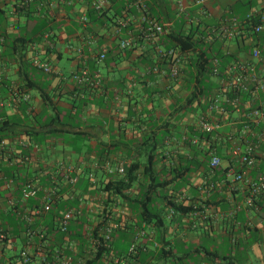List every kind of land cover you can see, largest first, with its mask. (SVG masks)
I'll return each mask as SVG.
<instances>
[{
	"label": "crops",
	"instance_id": "obj_1",
	"mask_svg": "<svg viewBox=\"0 0 264 264\" xmlns=\"http://www.w3.org/2000/svg\"><path fill=\"white\" fill-rule=\"evenodd\" d=\"M95 2L44 0L45 5L17 13L12 0L3 1L0 142L6 144L0 153V230L7 242L2 264H23L25 250L31 253V264H42L43 255L55 254L62 246L65 255L74 256V264L92 251L94 256L92 236L102 224L106 199L92 186L94 179L99 184L107 179L108 164L128 170L140 163L133 194H143L150 162L160 178L191 168L186 182L176 181L165 193L196 211L181 214L167 206L164 226H152L142 222L131 205L116 200L110 221L114 250L108 264H120L117 259L129 254L142 232L133 264H264V193L253 206L248 204V179L264 175V118L254 114L258 109L264 112V91L234 94L232 101L227 95L230 68L237 62L233 56L250 57L236 39L214 38V50L228 57L219 59V75L211 74L197 85L192 78L193 54L184 56L179 78L171 77L160 56L172 46L169 34H187L200 25L209 32L231 26L236 17L244 23L251 11H262L264 0H210L207 16L200 14L196 0H149L150 17L167 29L158 39L146 36L136 0H107L106 16L99 22L89 17ZM130 38L133 46L123 49L122 40ZM259 43L264 48L262 39ZM103 53L106 59L100 61ZM35 58L49 62L52 73L39 70ZM212 65L217 66L213 61ZM84 69L96 83L75 80ZM216 98L219 107L212 109ZM205 120L221 124L208 141L195 136L204 133ZM237 145L256 156L247 180H236L242 169L232 155ZM213 155L221 157L217 171L224 173L215 174L211 168ZM27 183L36 184L40 192L26 201L22 189ZM51 192L55 196L47 204ZM159 207L166 208L163 199ZM74 208L81 210L79 220L86 221L84 243L49 232L53 214ZM74 223L79 225L78 220ZM105 232L106 228L99 231L101 236Z\"/></svg>",
	"mask_w": 264,
	"mask_h": 264
},
{
	"label": "built area",
	"instance_id": "obj_2",
	"mask_svg": "<svg viewBox=\"0 0 264 264\" xmlns=\"http://www.w3.org/2000/svg\"><path fill=\"white\" fill-rule=\"evenodd\" d=\"M3 1L0 0V12L3 6ZM34 0H12L14 10L18 8L23 9L28 3L33 2ZM210 0H196V5L199 7V12L202 16L209 15L210 7H209ZM148 0H136L135 5L137 8L142 12V22L145 24V32L146 36L149 39H158L161 36L167 33L166 27L156 21L155 19L151 18L149 15L148 7H147ZM45 5V4H43ZM108 5L107 0H96L94 3V8L98 11L104 10ZM264 7V6H263ZM180 10L182 13H185L186 6L184 3L180 4ZM260 18L258 24L253 23L254 18ZM85 21H88V18H84ZM230 25H222L221 27L212 28L211 31L207 33V41H213L215 39L221 40H235L238 37L246 35L249 31L252 33H260L264 34V8L262 11L256 10L251 11L244 23L240 21L238 17L233 18L231 20ZM250 27V28H249ZM122 31V27H119L118 33ZM49 36V35H48ZM215 38V39H214ZM6 43V37L2 32H0V47H2ZM134 40L133 39H124L121 42V47L123 49H128L133 46ZM161 58L169 65L170 67V75L172 78H179L182 73V63L184 59V55H181L178 49H169L161 52ZM250 59L240 58L239 61L235 62L230 68V75L231 80L229 82V88L231 92L235 94L241 93H249L255 94L260 91H264V48L258 46L255 47L253 53L249 56ZM106 59V54L103 53L100 56V61H104ZM214 62L217 66L214 69V75L220 74V68L218 67L219 59L215 58ZM34 65L41 71L46 74L52 73V66L46 60H41L40 58L34 59ZM262 65L261 71L257 70V66ZM75 80L80 84H94L95 79L88 69L82 70L80 73L74 76ZM94 79V80H93ZM98 84L100 81L97 82ZM27 97L26 99H28ZM219 101L216 98L213 101L212 109H218ZM255 115H260V117L264 118V112L262 110H256L254 112ZM221 127V124H217L215 122H211L209 120H205L202 122V129L203 132L208 134H213L217 132ZM5 142H0V153L5 149ZM233 157L236 159L237 163H239L242 167L241 172L237 174L236 180L242 181L247 180L249 177L250 171L255 168L256 166V157L254 156L253 151H244L242 147L235 146L232 151ZM222 164V159L218 155H213L211 160L212 168L220 167ZM108 171L110 174H118V175H125L127 173V168L125 166H118L114 167L111 164H108ZM72 183H77L78 178H69ZM96 181V180H94ZM251 188V194L248 198V204L253 206L255 201L258 197H260L264 193V175L260 176L259 178L253 180L248 179ZM39 187L34 183H27L22 189V197L24 200H29L31 198H36L39 195ZM55 194L53 192L47 194V204H50L53 200ZM84 199H82V202ZM81 215L80 209H70L68 210L63 216L59 219V226L62 232L68 233L70 226L72 223L79 220ZM107 236V240L112 242L113 240V229L106 228L105 232ZM144 232L138 234L136 242L131 246L130 252L127 256L121 257L117 259V263L120 264H133L131 258L135 255L138 249V240L139 236ZM6 234L0 230V264H2L4 259L3 253V242L6 240ZM94 247V251L97 252V247ZM93 253V251H92ZM90 253L89 255H91ZM31 253L29 250H25L22 252L21 261L23 264H29L31 261ZM57 264H74V256L72 255H65L63 250L58 251L56 253ZM84 259V260H83ZM80 260V263H85L86 259L83 258ZM45 260V258H44Z\"/></svg>",
	"mask_w": 264,
	"mask_h": 264
},
{
	"label": "trees",
	"instance_id": "obj_3",
	"mask_svg": "<svg viewBox=\"0 0 264 264\" xmlns=\"http://www.w3.org/2000/svg\"><path fill=\"white\" fill-rule=\"evenodd\" d=\"M44 3V0H34L33 2L28 3L23 9H20L17 7L15 10L17 13H27L29 11H32L34 5H41ZM148 11H151V6L149 3V0L147 2ZM199 8V7H198ZM151 12H149L150 14ZM104 16H106L105 10L98 11L94 7L90 11L89 17L91 21L99 22ZM260 18L256 17L254 18V24L259 22ZM250 28V27H249ZM202 26H198L197 31L191 30L187 34L182 33H174L169 34V40L172 46L170 49H178L179 53L181 55H188L193 54V75L192 78L194 83H197V85H200L202 83H205L207 78L212 74L214 75V69L212 65V61L214 62V59L218 57L220 60L227 59L228 55H224L221 50H214V46L217 43L215 40L213 41H207V31H202ZM5 36V35H4ZM264 41V34L260 33H252L248 32L246 35L238 37L236 41H238L239 45L244 49V53H246L248 56H250L253 53V50L255 47H262L259 43L260 40ZM21 43H27L26 39H21ZM263 48V47H262ZM216 52V55L214 57L212 56L213 53ZM230 56V55H229ZM232 57V55H231ZM237 61L240 60L235 55L233 56ZM25 58V54H23L22 59ZM192 82V81H189ZM234 92H229L227 95L229 96V101H232L231 97L234 95ZM237 97V95H236ZM213 134L208 133H199L195 136L200 138V140H209ZM192 136L191 140L189 141L190 145L192 146L194 137ZM200 149V148H199ZM201 154L205 152V150H199ZM207 156L210 154V152L205 153ZM255 156V154H254ZM256 157V156H255ZM205 158H207L205 156ZM204 162L199 163L202 165ZM154 163L150 162L148 165L146 164V177L148 185L145 189V192L142 194V191L138 193V195L133 194V188L135 184L139 181V175L138 171L141 168V164L136 163L132 164L125 175H112L107 170V179H103L101 183L99 182H93L92 186H94L96 189H100L101 192H104L106 199L104 200V214H103V220L102 224L94 228V233L92 236L94 240V246L97 247V252L94 254V256H86V262L85 264H108L106 262V259H109L111 257V253L114 250L113 245L111 242L107 240V236L100 235L99 231L104 228H112L114 224H110V221L112 220L111 217L112 214V207H115L116 200H121L123 203H128L131 205V209L135 211L134 213L136 216L142 221L146 222L149 225L154 226H164V220L166 218V212L170 208L174 210L175 212L181 213V214H188L190 211H196L193 206H185L183 203L178 204L175 200H173V196L169 195L168 193H165L166 190H168L176 181L178 180H184L186 182L187 175L191 173V168L185 169L184 172L177 174L176 176H169L166 178H160L159 175L153 170ZM212 168V166H211ZM217 168H212L215 174H221L225 171H222L219 173ZM207 170H210V167L206 166ZM95 180V179H94ZM91 181H93L91 179ZM215 183V181H214ZM89 184V183H88ZM84 194L79 196V201L84 199ZM163 199L164 203H166V208L159 207V200ZM77 203V202H76ZM168 206V209H167ZM63 215L60 214H53L50 217V224H49V232H60L64 236L70 235L72 237V240L76 237L81 240L82 243L86 241V234L84 233V227L86 225V221L83 222V220H78L79 225L75 227V223H72L69 229L68 233H64L61 231L59 226V219ZM1 228V227H0ZM4 232V230L2 229ZM5 233V232H4ZM115 231L113 229V237H114ZM7 242L6 240L3 242V253L5 258V245ZM62 250L64 249V246L61 247ZM68 248V247H67ZM67 251V249H66ZM166 253V252H165ZM54 256V257H53ZM45 258L44 261H42V264H57V258L56 253H47L46 255H43ZM22 258V255H21ZM4 260V259H3ZM78 260V259H77ZM32 261V257H31ZM31 261L29 264H31Z\"/></svg>",
	"mask_w": 264,
	"mask_h": 264
},
{
	"label": "rangeland",
	"instance_id": "obj_4",
	"mask_svg": "<svg viewBox=\"0 0 264 264\" xmlns=\"http://www.w3.org/2000/svg\"><path fill=\"white\" fill-rule=\"evenodd\" d=\"M227 247H230V246H228V245H227V246H225V248H227Z\"/></svg>",
	"mask_w": 264,
	"mask_h": 264
}]
</instances>
